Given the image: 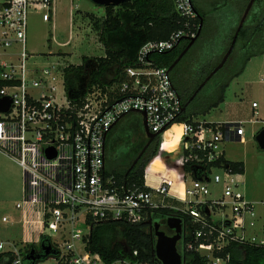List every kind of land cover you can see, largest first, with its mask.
Masks as SVG:
<instances>
[{
	"label": "built area",
	"instance_id": "obj_1",
	"mask_svg": "<svg viewBox=\"0 0 264 264\" xmlns=\"http://www.w3.org/2000/svg\"><path fill=\"white\" fill-rule=\"evenodd\" d=\"M172 1L181 27L167 40L142 45L122 81L95 86L73 103L66 93L65 69L74 64L58 60L48 69H34V57L28 51L30 18L37 15L44 23H54L57 0H0V101L11 100L9 111H0V152L23 175L24 197L16 204L23 216V243L51 238L47 233L51 227L67 237L51 257L55 264H104L100 255L87 249L90 222H138L160 209L189 218L192 239L181 249L194 250L207 264H231L234 247L264 246V222L259 239L249 235L260 216L257 204L241 190L243 175L222 161L227 141H245L246 124L264 129V106L253 102L248 122L181 120L182 99L169 69L158 66L154 56L196 39L200 26L192 0ZM132 112H146L150 132L158 134L159 148L145 170L144 189L121 193L114 188V177L105 178L106 138ZM163 134L166 137L160 140ZM177 135V146L163 149ZM156 160L163 169L152 172ZM76 242L83 243L82 251ZM5 245L0 242V255L13 251L17 258L12 264H24L20 249L6 250ZM113 264L138 263L118 260Z\"/></svg>",
	"mask_w": 264,
	"mask_h": 264
},
{
	"label": "trees",
	"instance_id": "obj_2",
	"mask_svg": "<svg viewBox=\"0 0 264 264\" xmlns=\"http://www.w3.org/2000/svg\"><path fill=\"white\" fill-rule=\"evenodd\" d=\"M249 2L250 0L243 1V14ZM254 6L257 8L256 10H254ZM254 6L239 32L227 63L199 92L200 86L228 52L241 19L235 26L221 57L203 60V54L197 55L190 59V71L184 68L182 71H177L178 75L175 79L178 86H176L175 80H173V84L182 99L183 107L186 108L181 116L182 121L192 122L195 118L206 115L212 109L217 108L224 102L226 90L232 81L243 74L248 62L256 56L264 55V0H256ZM89 15L94 27L100 33V42L104 45L105 56L97 58V65L89 73V81L84 92L80 90L78 78L84 72L85 65L83 63L70 65L65 69L66 93L73 103L80 102L95 86L104 88L122 81L125 68L133 64L142 45L148 41L167 40L181 27L180 18L172 0H132L119 7H107L105 8V18L102 20L92 14ZM205 21L203 15H198L197 23L202 28L201 31L199 30L200 34L196 42L203 36ZM188 44L189 42H184L183 46L179 45L171 52L154 56L158 66L170 69ZM195 44L190 51L194 49ZM177 67L178 65L170 74L174 73ZM110 71H113L114 74L111 81H103L106 73ZM216 76L221 78L214 90L207 96H202L203 90ZM196 93L197 95L194 97ZM129 116L137 119L129 126L132 130L130 135L118 138L113 132L114 127L122 118L109 131L106 138L105 178L114 177V188L121 193L130 189H144L145 170L156 157L159 148V139H155L153 145L131 168L149 139L144 130L142 117L138 113H130L125 117ZM168 143L170 141L166 142L164 147ZM222 161L234 173L245 174L243 162H232L225 158ZM154 216L166 223L167 216L180 215L169 209H160L154 211L153 215L148 216L147 219L138 222L134 220L90 222L91 234L87 249L91 253L100 255L104 264H113L118 260H131L138 264H162L154 254L155 239H153L148 225V221ZM185 221L187 225L183 245L190 242L194 231L189 227V218L186 217ZM42 243L52 245L51 239L46 236L41 238L40 247ZM32 250H36L35 245H31L25 252L20 249L24 264H36L38 261H46L58 254V251L52 246L51 256L46 257L40 249V251H36L35 260H28L27 257ZM179 251L184 257V264H207L205 258L194 250H182L179 247ZM134 252H138V255L134 256ZM232 256L231 264H264V246L246 245L241 249L234 247ZM16 258L15 252L7 251L0 255V264H12Z\"/></svg>",
	"mask_w": 264,
	"mask_h": 264
},
{
	"label": "rangeland",
	"instance_id": "obj_3",
	"mask_svg": "<svg viewBox=\"0 0 264 264\" xmlns=\"http://www.w3.org/2000/svg\"><path fill=\"white\" fill-rule=\"evenodd\" d=\"M202 2L204 4L202 6L206 9V12H209L212 17L215 16L217 12L216 7L218 6L217 0H202ZM256 9V6H254V10ZM89 14L102 20L105 18V8L97 6L89 0H57L54 23L52 21L50 23H44L37 15L32 16L29 21L28 51L34 57L32 61L35 67L34 69H48L52 63H56L58 60L63 65H80L83 63L85 70L78 78L81 92H84L86 89V84L89 81V73L97 65V58L105 56L104 45L100 42V33L94 27ZM218 20L221 21L219 18ZM217 26L219 25L217 24ZM218 30L219 27L217 28ZM209 34L207 28L203 32V36L196 42L194 49L182 59L174 73L170 74L172 81L175 80L176 86H178V82L175 79L178 75L177 71H182L183 68L190 71V59L204 54L202 51H205V49L209 50L212 47L213 40ZM207 56L204 54L203 60H206ZM113 76V71H110L106 73L105 79L102 80L109 82ZM220 78V76H216L206 86L201 95L207 96L210 94ZM59 84L58 88L61 94L63 87L61 86L62 81L60 79ZM230 94L233 95L232 90H230ZM238 109H240L239 105L231 108V106H227L223 102L206 115H201L195 119L211 123H225L229 120L236 119ZM138 114L142 117L140 113ZM135 120L137 119L130 116L123 118L114 127L113 132L118 138L127 137L132 133L129 126ZM256 128H258V125L246 124L245 141L242 143L238 141L226 142L224 144V152L228 161H241L245 163V174L242 176L243 184L241 185V190L248 200L257 204V213L260 216L257 227L250 229L249 235L256 236L259 239L261 236L262 222H264V151L258 147L254 137L255 135H253V129ZM170 133L173 135L175 131L172 130ZM164 136L165 134L160 136V140ZM173 148L174 146L169 147V149ZM161 170V163L159 161L152 163L150 171L156 172ZM23 189L24 179L21 169L13 160L0 152V242L6 244V250L18 248L25 252L31 245H35L36 251H40L41 247L39 244L18 242L24 237V225L22 213L16 208V204L23 201ZM171 203L182 206L176 202ZM4 217L9 219L8 223H3L2 220ZM167 218L169 217L167 216ZM158 219L159 217H153V221L155 222ZM182 220L183 239L178 245L180 249L183 246L187 225L185 218H182ZM162 221H158L160 230L162 228ZM80 226L87 231L84 226ZM162 231H166V228H162ZM47 233L51 237L50 239L54 249L61 247V242L63 243L67 238L66 235L64 236L62 234L63 232H55L54 227L48 229ZM13 241L16 242V247ZM76 247L82 251L83 243L76 242ZM41 264H55V261L53 258H49Z\"/></svg>",
	"mask_w": 264,
	"mask_h": 264
},
{
	"label": "crops",
	"instance_id": "obj_4",
	"mask_svg": "<svg viewBox=\"0 0 264 264\" xmlns=\"http://www.w3.org/2000/svg\"><path fill=\"white\" fill-rule=\"evenodd\" d=\"M243 1L244 0H217V12L215 16L212 17V15L203 8L202 5L204 4L202 0H192L198 15H203L205 17L204 31L208 28L210 33L209 36L213 40L212 47L209 50L205 49V51H202L204 54L208 55V59H218L221 57L222 52L227 47V43L233 34L235 26L242 18ZM218 18L221 21H219ZM217 24L219 26H217ZM218 27L219 30L217 31ZM230 90L233 91V95L230 94ZM253 102H258L262 107L264 106V55L252 58L248 62L243 74L234 79L226 90L224 103L227 106H231V108H235V106L239 105L240 109H238L235 120H229L225 123L248 122L252 115L251 104ZM259 131H261L260 126L253 129V135L256 136ZM227 142H231V140ZM161 168L163 169L162 163ZM25 235L24 231V237L18 242H23V239H26ZM39 241L40 238L36 237L32 238L31 241L28 240L27 244H39ZM13 242L16 247V242Z\"/></svg>",
	"mask_w": 264,
	"mask_h": 264
},
{
	"label": "water",
	"instance_id": "obj_5",
	"mask_svg": "<svg viewBox=\"0 0 264 264\" xmlns=\"http://www.w3.org/2000/svg\"><path fill=\"white\" fill-rule=\"evenodd\" d=\"M89 1H91L92 3H94L97 6L107 8V7H111V6L119 7V6L123 5L124 3L131 2L132 0H89ZM255 2H256V0H250L249 4H248L241 20H240L239 27L237 29V32L234 36V39L232 41V44H231L228 52L224 56L222 62L211 72V74L207 77V79L204 81V83L200 86V88L198 89V92L227 63V61H228V59H229V57L233 51V48H234L235 42L237 40V37L239 35V32H240L241 28L243 27V25L245 24ZM201 28H202V26L200 27V31H201ZM200 31H199V34H200ZM196 40H197V38L193 39L189 42L186 49L180 54L178 59L175 61V63L169 69V72H171L181 62V60L185 57L187 52L195 44ZM197 93L194 95V97L197 95ZM10 104H11V100L9 98H5V99L1 100L0 101V111L1 112H8L9 108H10ZM183 110L185 111L186 108H184ZM140 114L143 117V126H144V130H145L146 136L149 139V141H148L147 145L144 147V149L142 150V152L140 153V155L138 156V158L134 161V164L132 165L131 168H133L137 164V162L140 160L142 155L150 147L151 143L156 139V137L158 135V134H154V133L150 132L148 125H147V121H146V117H147L146 112H142ZM255 140L258 144V147L264 151V129H262L261 131H259V133H257V135L255 136ZM49 154H50V156H53L52 152H50ZM148 225L150 228L151 235H152L153 239H155L154 254L156 255V258L162 264H184V257L180 253L179 247H178L179 243L183 239V220L181 218L174 217V216L167 218L166 226L169 229L175 231V235H173V236H168L164 231L160 230V224L158 223V221L154 222L152 219H150L148 221ZM41 251L44 253V255L46 257L51 256L52 245H45V243H42L41 244ZM35 254H36V250H32V252L28 255L27 259L28 260H35Z\"/></svg>",
	"mask_w": 264,
	"mask_h": 264
},
{
	"label": "flooded vegetation",
	"instance_id": "obj_6",
	"mask_svg": "<svg viewBox=\"0 0 264 264\" xmlns=\"http://www.w3.org/2000/svg\"><path fill=\"white\" fill-rule=\"evenodd\" d=\"M183 43H184V42H183ZM183 43H181L180 46H183V45H182ZM189 52H190V50L187 52V54H188ZM187 54H186V55H187ZM186 55H185V56H186ZM189 63H190V61H189ZM151 145H153V142L151 143ZM151 145H150V146H151ZM152 220H153V219H152ZM160 220H162V219H158L157 221H160ZM154 222H155V221H154ZM162 222H163V221H162ZM165 225H166V223H164V222L161 223V227L164 228V229L166 228V231H164V232H165L168 236H173V235H175V231L169 229V228H168L167 226H165ZM162 228H161V230H162ZM150 233H151V232H150Z\"/></svg>",
	"mask_w": 264,
	"mask_h": 264
},
{
	"label": "bare ground",
	"instance_id": "obj_7",
	"mask_svg": "<svg viewBox=\"0 0 264 264\" xmlns=\"http://www.w3.org/2000/svg\"><path fill=\"white\" fill-rule=\"evenodd\" d=\"M180 135V134H179ZM179 135H177L176 139L168 144H166V146L163 148L165 149L166 151H171L173 150L176 146H177V143H178V139H179ZM170 146H174L173 149H169Z\"/></svg>",
	"mask_w": 264,
	"mask_h": 264
}]
</instances>
